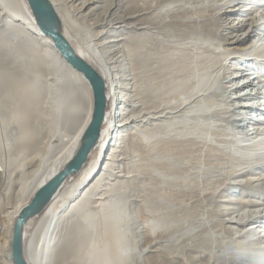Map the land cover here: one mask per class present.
Here are the masks:
<instances>
[{
	"label": "bare ground",
	"instance_id": "obj_1",
	"mask_svg": "<svg viewBox=\"0 0 264 264\" xmlns=\"http://www.w3.org/2000/svg\"><path fill=\"white\" fill-rule=\"evenodd\" d=\"M51 1L76 50L104 77L108 107L87 163L29 223L30 263L129 264L127 206L136 180L170 183L202 167L204 150L229 161L226 174L216 173L227 176L216 210L231 224L220 255L264 264V0H196L195 18L174 13L185 7L175 6L181 0H111L106 8V0ZM92 109L88 81L43 35L27 1L0 0V194L15 201L10 232L72 156ZM159 227L167 233V225L143 229L153 263L182 264ZM6 257L14 264L10 251Z\"/></svg>",
	"mask_w": 264,
	"mask_h": 264
},
{
	"label": "rangeland",
	"instance_id": "obj_2",
	"mask_svg": "<svg viewBox=\"0 0 264 264\" xmlns=\"http://www.w3.org/2000/svg\"><path fill=\"white\" fill-rule=\"evenodd\" d=\"M172 1L177 0H171L170 2ZM187 1L192 4L187 3ZM105 2L106 4L103 5L104 8L107 7L111 0H106ZM178 4L179 6L181 4L182 6L185 5V9L174 10L176 14H184L195 18L198 14L200 15L202 13V6L198 5L200 3L196 0H181L180 3L176 2L175 6ZM187 4L190 6L192 5L191 9L190 6L187 7ZM80 25H82V23ZM123 61L125 62L123 63L126 64L124 68L129 67L127 73H130L132 69L129 62ZM121 63H116V65H120L116 66L115 70L119 67L116 72L122 74V70L120 71ZM236 64L239 65V62H236ZM121 74H119V76ZM129 76L131 75L129 74ZM252 98L254 97H248L247 101L252 100ZM259 98L263 100L261 103L264 104V95H260ZM253 112L254 111L251 110V113ZM254 114L255 117H260L261 111L258 110ZM247 125L248 128L251 127L250 124ZM49 137L47 136L45 141H47ZM4 139L5 136L2 134V143H5ZM48 141H50L51 144H56L57 142L56 138H49ZM201 155H203L205 162L202 167H187L181 172L182 176L172 178L170 183L158 182L156 186L155 183L148 179L140 178L138 181L136 180L135 190L132 191V195L130 192L129 204L127 206L129 221L125 237L127 239L126 245L129 247V252L125 253V255L128 256L127 259L129 264H146L148 259L151 264H154L152 260L154 254L147 251L142 237L144 236V230V232L147 230V232L149 231L152 233L151 227L156 224L157 226L158 224L168 226L167 233L160 227L157 228L156 231L162 233L163 236H170V242L168 244L169 255L173 256L176 254L179 256V259L183 261L182 264H193L199 259L203 261L208 260L213 264H232L229 261L232 254L220 255L219 250V248H222L225 242L231 237L228 229L230 228L228 226L231 224H225L223 220H225L226 217L223 213L217 212L216 210L219 203L218 196L220 195L217 193L218 188L223 182L227 181L226 175L220 174L218 176L216 173L221 170L226 174L229 161H222L214 159V157H209L204 150L199 152L200 157ZM154 187H158L156 192L154 191ZM1 194L0 212L5 210V207L7 209L10 207L8 209L10 212L3 211L0 213V264H7L6 253L10 251V235H12V231L10 232V226L13 220L11 212L13 209L11 206L15 205V201H13L11 197L9 199V196L7 198L6 195L3 197L4 194ZM228 194V191L224 193V195ZM233 194L239 195L240 192H233ZM142 196L145 198L148 197L147 207L146 205L139 206V204L142 205L139 200L143 198ZM214 196L215 198H213ZM259 198L260 197H255V199L261 200V198ZM263 200L264 199L261 201ZM9 202L11 204H8ZM131 203L134 204L133 208ZM135 203H138V205ZM130 206L134 211V215L130 211ZM137 206H139V210H137ZM149 232L148 234H150ZM147 235H145V237H147ZM38 245L41 249L43 248L40 242H38ZM144 250L146 251L143 252Z\"/></svg>",
	"mask_w": 264,
	"mask_h": 264
},
{
	"label": "water",
	"instance_id": "obj_3",
	"mask_svg": "<svg viewBox=\"0 0 264 264\" xmlns=\"http://www.w3.org/2000/svg\"><path fill=\"white\" fill-rule=\"evenodd\" d=\"M26 1L43 35L51 39L60 55L88 81L93 96V109L72 156L34 192L30 202L18 213L10 240V254L14 264H31L27 255L26 229L45 210L64 182L77 175L87 163L92 149L100 139L108 107L104 77L76 50L54 3L51 0Z\"/></svg>",
	"mask_w": 264,
	"mask_h": 264
}]
</instances>
